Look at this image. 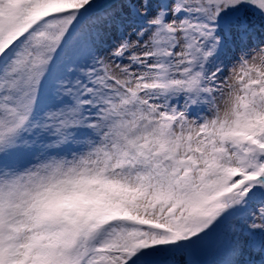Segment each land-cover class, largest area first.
<instances>
[{
  "label": "snow or ice",
  "instance_id": "1",
  "mask_svg": "<svg viewBox=\"0 0 264 264\" xmlns=\"http://www.w3.org/2000/svg\"><path fill=\"white\" fill-rule=\"evenodd\" d=\"M0 264H264V0H0Z\"/></svg>",
  "mask_w": 264,
  "mask_h": 264
}]
</instances>
